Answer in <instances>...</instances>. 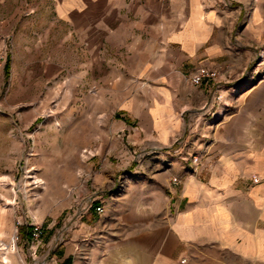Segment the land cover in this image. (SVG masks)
<instances>
[{
    "label": "crops",
    "instance_id": "crops-1",
    "mask_svg": "<svg viewBox=\"0 0 264 264\" xmlns=\"http://www.w3.org/2000/svg\"><path fill=\"white\" fill-rule=\"evenodd\" d=\"M19 8L41 45L49 38L59 46L71 41L73 55L87 56L79 66L89 76L78 87L113 91L114 106L100 117L107 153H152L159 168L153 183L160 202H150L146 187L137 202L148 209L134 213L152 218L144 232L152 234L147 261H99L106 254L101 246L94 257L86 242L91 214L84 209L72 238L39 262L194 264L198 255L204 264H250L262 258L264 0H0L10 27L20 21ZM198 67L218 76L194 84L189 76ZM181 137L187 147L176 143ZM195 152L204 169L191 172L180 153ZM127 158L115 164L126 173L137 166L134 156ZM103 164L105 172L95 176L101 183L115 172ZM173 176L182 183L173 184ZM96 193L86 196L93 214L102 202H93Z\"/></svg>",
    "mask_w": 264,
    "mask_h": 264
},
{
    "label": "rangeland",
    "instance_id": "rangeland-1",
    "mask_svg": "<svg viewBox=\"0 0 264 264\" xmlns=\"http://www.w3.org/2000/svg\"><path fill=\"white\" fill-rule=\"evenodd\" d=\"M19 9L21 22L15 26L10 27L3 7L5 16H0V264H9L3 260L5 252L11 264L50 260L52 247L72 238L76 223L85 218L84 209L91 214L86 242L94 257L101 246L106 254L99 261H147L152 234L144 232L152 227V218L134 213L148 209L137 202L146 187L150 202H160L153 183L154 169H159L154 154L135 150L123 158L107 153L110 141L100 117L113 108V91L78 87L75 82L89 76L79 66L88 62L87 56L73 55L71 41L59 46L49 38L41 45L25 24V9ZM184 140L176 143L187 147ZM180 155L191 172L204 169L201 153ZM129 156H134L136 170L126 173L115 167ZM106 161L115 172L101 183L97 177L105 172ZM171 182L179 185L182 180L173 176ZM91 192L101 195L93 201L102 200L100 213L93 214L86 201ZM35 227L42 230L39 241L33 240ZM190 261L204 264L198 255ZM249 262L264 264V256Z\"/></svg>",
    "mask_w": 264,
    "mask_h": 264
},
{
    "label": "built area",
    "instance_id": "built-area-1",
    "mask_svg": "<svg viewBox=\"0 0 264 264\" xmlns=\"http://www.w3.org/2000/svg\"><path fill=\"white\" fill-rule=\"evenodd\" d=\"M1 55H0V60H1ZM217 75L216 71H212V70H208L206 68H199L197 69L192 75H191V81L193 83H200V81H202L204 78L206 77H215ZM97 213H100L103 211L101 206H98L96 208ZM42 234V230L38 227L33 228L32 230V236H33V240L35 241H39V237Z\"/></svg>",
    "mask_w": 264,
    "mask_h": 264
},
{
    "label": "bare ground",
    "instance_id": "bare-ground-1",
    "mask_svg": "<svg viewBox=\"0 0 264 264\" xmlns=\"http://www.w3.org/2000/svg\"><path fill=\"white\" fill-rule=\"evenodd\" d=\"M3 260H4L5 262H8V261H10V259H9V256H8V253H7V252H5V254H3Z\"/></svg>",
    "mask_w": 264,
    "mask_h": 264
}]
</instances>
